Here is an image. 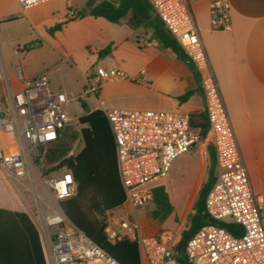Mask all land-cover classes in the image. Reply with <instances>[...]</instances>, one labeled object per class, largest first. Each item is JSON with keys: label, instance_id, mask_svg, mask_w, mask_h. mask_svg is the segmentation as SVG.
<instances>
[{"label": "built area", "instance_id": "2783aa9c", "mask_svg": "<svg viewBox=\"0 0 264 264\" xmlns=\"http://www.w3.org/2000/svg\"><path fill=\"white\" fill-rule=\"evenodd\" d=\"M53 0H15L26 11ZM152 11L177 41L199 74L200 87L208 119L207 140L215 153L216 175L206 200V213L214 223L200 228L187 242L184 254L189 264H264V194L251 187L233 126L200 39L188 0H147ZM214 31H230V0H209ZM78 14L69 9L67 19ZM142 74H145L143 71ZM24 88L11 95L3 116L0 114V172L9 180L24 185L33 177L32 164L40 147L58 142L71 122L66 106L68 96L54 92L49 79L42 75L24 79ZM115 69L96 67V76L88 83L86 95L97 99L103 82L123 78ZM3 78L0 63V80ZM98 110L107 118L116 145L117 169L126 194L124 215L105 213V233L110 243L136 242L141 264H179L172 247L179 232L165 230L144 236L133 214L148 211L153 203V189L165 179L173 162L200 143V128L191 126L190 115L170 111H142L107 107ZM96 110V109H95ZM19 134L18 151H7L2 135ZM52 194L54 207L45 213L39 206L32 211L43 243L48 264H117L64 213L60 203L74 197L77 185L69 169L43 179ZM36 199L42 201L40 197ZM240 227L229 231L223 225Z\"/></svg>", "mask_w": 264, "mask_h": 264}, {"label": "crops", "instance_id": "0c3cea01", "mask_svg": "<svg viewBox=\"0 0 264 264\" xmlns=\"http://www.w3.org/2000/svg\"><path fill=\"white\" fill-rule=\"evenodd\" d=\"M81 1L85 2V6L75 5ZM88 1L53 0L39 5H46V12L35 24L39 37L34 42L40 43L36 49H42L47 42L52 54L77 69L83 89L96 76V67H103L102 63L106 64V70L115 69L121 73L123 78L101 84L99 95L97 99L94 98L97 107L103 103L107 107L170 111L190 116L205 112L203 93L193 71L186 62L156 45L148 23L147 28H133L129 22L130 14L118 23L89 15L67 19L69 9L76 12L85 10ZM100 1L95 0V3ZM188 1L210 71L233 126L252 190L256 195H263L264 0H230V31L212 29L209 0ZM18 10L26 13L30 9L22 11L18 7ZM153 17H156L154 13ZM57 25H61V29L51 34L50 30ZM108 47L111 48L110 54L102 58L101 51ZM0 63L3 73L0 80V114L3 116L9 97L21 91L24 83L19 79L18 70L11 73L1 59ZM143 71L145 74H142ZM23 77L30 80L38 76ZM189 92L194 93L181 102L179 98ZM1 139L5 149L10 152L18 151L22 145V138L17 133L3 134ZM204 144V154L199 156L191 151L184 154L199 158L196 175L184 187L187 192L190 191L187 200H183L181 194L173 188L169 171L158 186L165 187L173 213L164 222H159L149 214L153 203L148 211L133 213L144 236H153L165 230L179 233L182 230L178 226L172 228V220L181 213L186 203L192 201L199 189V181L205 170V157L212 147L207 139ZM31 206V201L19 184L0 172V264H48L47 250L32 216ZM169 221L170 228H165Z\"/></svg>", "mask_w": 264, "mask_h": 264}, {"label": "trees", "instance_id": "16d2710c", "mask_svg": "<svg viewBox=\"0 0 264 264\" xmlns=\"http://www.w3.org/2000/svg\"><path fill=\"white\" fill-rule=\"evenodd\" d=\"M153 11L147 0H89L85 10L78 11V17L93 16L104 18L112 23L120 22L128 14L131 15L130 25L133 28L148 27L152 30V39L163 51L169 52L177 59L187 63V57L165 28L158 17H153ZM61 29L57 25L50 30L51 34ZM39 42L25 47L30 51L38 48ZM108 47L101 51L100 55L110 54ZM188 64V63H187ZM200 84L197 70L188 64ZM194 92H189L179 98L181 102L189 99ZM84 115L79 118V123L84 125L81 129L83 142L82 149L75 155L64 157L55 166L46 171V175L56 171L69 169L73 173L77 185V193L74 197L66 199L60 206L67 217L82 230L95 244L112 256L119 264H141L139 247L136 242L122 240L115 244L108 241L105 233V213L119 209L126 200V194L121 184L116 161V145L107 118L98 109L89 110L87 104L82 103ZM191 126L200 128V142L207 139L208 119L205 112L191 115ZM44 148L40 147L39 153ZM39 156L36 159L38 162ZM209 166L207 176L203 182L197 198L192 207L187 224L178 234L172 247V253L179 264H189L184 254V249L189 239L203 226L214 223L209 219L205 200L213 185L216 175L215 153L212 147L209 149ZM173 213V206L164 186L153 189V208L149 211L150 216L164 222ZM229 231L242 232L240 227L223 225Z\"/></svg>", "mask_w": 264, "mask_h": 264}, {"label": "rangeland", "instance_id": "374dc122", "mask_svg": "<svg viewBox=\"0 0 264 264\" xmlns=\"http://www.w3.org/2000/svg\"><path fill=\"white\" fill-rule=\"evenodd\" d=\"M88 3L89 1L87 5ZM75 5L85 6V2L81 1ZM44 11L46 12V5L34 7L26 13H21L14 0H0L1 62H5L11 73H15L20 68L24 76H47L51 90L63 92L69 99V103L65 108L69 112L71 122L62 132L57 143L46 148L42 147L44 152L39 153L38 162L35 161L32 164L33 177L24 181L23 186L19 185L32 203L31 212L35 210V207L39 206L43 213L47 212L49 207H54L52 194L48 193L43 186V179L51 175L56 176L59 173V171H56L46 175V171L55 167L64 157L75 155L82 149L83 142L80 131L84 125L79 123V118L85 113L82 103L87 104L89 110L97 107L94 97L84 93L87 88L83 89L77 69L62 61L59 56L52 54L47 42L42 49L25 50L27 45L35 43V38L39 37L35 24L38 22L39 17L44 14ZM101 65L105 69L107 68L105 63ZM90 102L92 105H90ZM205 146L204 141H202L190 153H197L200 156V154L205 153ZM198 163L199 158L197 156L187 154L177 158L169 172L171 184L181 194L183 200L188 199L190 191L187 192L184 187L192 181V176L196 175ZM208 166L209 159L206 156L205 170L203 178L199 181V189L206 179ZM198 191L193 196L192 201L189 204L186 203L181 213L172 220V228L178 226L183 229L187 224ZM36 196L40 197L42 201L36 199ZM113 215L114 217L124 215L123 208L113 210ZM170 226V221L165 224V228H170Z\"/></svg>", "mask_w": 264, "mask_h": 264}]
</instances>
